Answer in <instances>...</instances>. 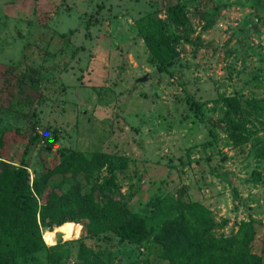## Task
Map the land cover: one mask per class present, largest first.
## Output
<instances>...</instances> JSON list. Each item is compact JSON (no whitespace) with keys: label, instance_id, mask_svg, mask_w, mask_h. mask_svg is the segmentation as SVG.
<instances>
[{"label":"rangeland","instance_id":"374dc122","mask_svg":"<svg viewBox=\"0 0 264 264\" xmlns=\"http://www.w3.org/2000/svg\"><path fill=\"white\" fill-rule=\"evenodd\" d=\"M153 21L171 47L160 68L144 35ZM1 134L10 162L37 134L31 180L70 154L98 153L75 177L81 192L112 164L118 194L148 226L175 215L142 211L150 197L172 204L185 185L184 199L208 209L210 248L232 239L238 251L254 219L264 264V0H0ZM76 223L78 236L53 231L28 264H170L154 233L135 243Z\"/></svg>","mask_w":264,"mask_h":264},{"label":"trees","instance_id":"16d2710c","mask_svg":"<svg viewBox=\"0 0 264 264\" xmlns=\"http://www.w3.org/2000/svg\"><path fill=\"white\" fill-rule=\"evenodd\" d=\"M152 23V26H145L144 35L160 68L171 58V47L162 23ZM224 104L235 114L238 112L235 108L239 101L234 97H224ZM230 123L229 133L237 142L238 124L235 120ZM36 140L37 134L28 137L16 161L4 160L2 157L6 158V155H0V264H28L37 251L49 249L42 239V227L56 225L50 230L65 231L66 239L78 236L80 226L76 222L81 218L87 220L90 236L106 229L120 238L140 243L154 233L163 247V257L170 264H262L260 254L255 251L256 220L249 219L246 223L238 251L230 249L232 239L216 242L210 248L205 235L208 209L184 199L185 185L179 188L178 197L172 204L161 205V191L144 204L141 210L151 208L150 216L171 210L175 212L174 216L163 218L156 226H148L145 215L126 207L118 194L119 185L112 164L101 182L92 183L87 192H81L75 177L80 173L90 174L96 166L94 164L103 161L98 153L89 158L81 153L70 154L53 167L43 166V172L31 180L27 166ZM227 248L230 253L222 254ZM58 257L53 258L54 262ZM84 264L105 263L95 257Z\"/></svg>","mask_w":264,"mask_h":264},{"label":"bare ground","instance_id":"6f19581e","mask_svg":"<svg viewBox=\"0 0 264 264\" xmlns=\"http://www.w3.org/2000/svg\"><path fill=\"white\" fill-rule=\"evenodd\" d=\"M54 232L50 229H45L43 231V238L47 242V244H52L54 243Z\"/></svg>","mask_w":264,"mask_h":264},{"label":"water","instance_id":"95a60500","mask_svg":"<svg viewBox=\"0 0 264 264\" xmlns=\"http://www.w3.org/2000/svg\"><path fill=\"white\" fill-rule=\"evenodd\" d=\"M147 77H148V75L145 74V75H143V76H141V77H138V78H137V81H143V80H145Z\"/></svg>","mask_w":264,"mask_h":264}]
</instances>
